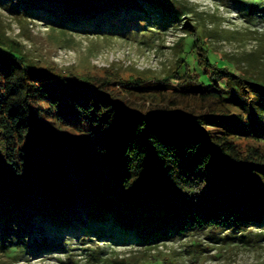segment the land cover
<instances>
[{"label":"trees","instance_id":"obj_1","mask_svg":"<svg viewBox=\"0 0 264 264\" xmlns=\"http://www.w3.org/2000/svg\"><path fill=\"white\" fill-rule=\"evenodd\" d=\"M234 6L247 23L264 22V0ZM0 9L106 38L168 28L183 36L169 75L123 80L41 66L0 33V251L40 257L97 240L84 264H116L97 249L264 240V74L256 65L218 60L176 0H0ZM127 96L168 107L137 109Z\"/></svg>","mask_w":264,"mask_h":264},{"label":"rangeland","instance_id":"obj_2","mask_svg":"<svg viewBox=\"0 0 264 264\" xmlns=\"http://www.w3.org/2000/svg\"><path fill=\"white\" fill-rule=\"evenodd\" d=\"M191 12L190 22L202 27L201 32L210 51L219 60H225L240 70L256 68L264 74V22L252 25L235 8L237 0H176ZM248 2L249 0H238ZM83 28L78 31L50 26L39 18H13L0 9V33L18 44L29 59L63 74L77 76L114 77L123 80L143 78L161 79L178 64L180 30L168 28L165 32L133 38L102 37ZM191 60L192 56L189 55ZM264 62V61H262ZM174 83V82H173ZM176 83V82H175ZM128 104L143 110L163 109L166 105L152 104L146 97L127 96ZM126 102V101H125ZM156 106V107H155ZM66 135L79 139L75 133ZM96 161H94L95 163ZM101 242H74L64 254L34 257V253L12 250L0 251V264H84L87 254ZM108 254L116 264H132L133 260L154 256L165 264H264V240L250 243H209L199 238L164 243L151 252L129 247L104 246L97 249ZM123 263V264H124Z\"/></svg>","mask_w":264,"mask_h":264}]
</instances>
